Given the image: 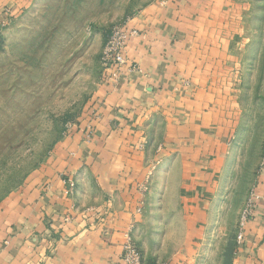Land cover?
Instances as JSON below:
<instances>
[{
  "label": "crops",
  "instance_id": "obj_1",
  "mask_svg": "<svg viewBox=\"0 0 264 264\" xmlns=\"http://www.w3.org/2000/svg\"><path fill=\"white\" fill-rule=\"evenodd\" d=\"M249 10L158 0L132 20L121 75L106 77L85 121L0 207V264H122L150 207L215 195L242 125L229 52L248 34ZM255 186L234 264H264V168Z\"/></svg>",
  "mask_w": 264,
  "mask_h": 264
},
{
  "label": "rangeland",
  "instance_id": "obj_2",
  "mask_svg": "<svg viewBox=\"0 0 264 264\" xmlns=\"http://www.w3.org/2000/svg\"><path fill=\"white\" fill-rule=\"evenodd\" d=\"M157 1L0 0V207L85 121L105 83L113 28L130 26ZM244 1L248 34L229 52L242 125L214 196L171 195L164 207L162 200L150 207L152 222L134 243L144 264L235 262L244 213L264 168V0ZM195 199L200 215L191 206Z\"/></svg>",
  "mask_w": 264,
  "mask_h": 264
},
{
  "label": "built area",
  "instance_id": "obj_3",
  "mask_svg": "<svg viewBox=\"0 0 264 264\" xmlns=\"http://www.w3.org/2000/svg\"><path fill=\"white\" fill-rule=\"evenodd\" d=\"M137 34V31L129 26L113 28L109 40L106 44L104 54L106 57L107 70L106 77L113 74L114 77H119L122 70L127 66L128 59L126 57V49L130 38ZM133 71L137 70L136 65L130 68ZM253 199H258L257 195H253ZM251 211L248 208L244 213V221L250 217ZM244 240L243 232L238 236V242ZM123 255L121 258L122 264H144L141 252L136 248L132 238L128 235L126 243L123 246Z\"/></svg>",
  "mask_w": 264,
  "mask_h": 264
}]
</instances>
